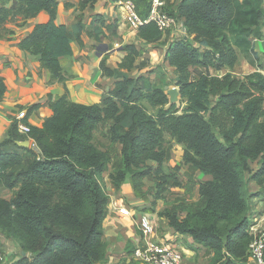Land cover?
<instances>
[{"label": "trees", "instance_id": "1", "mask_svg": "<svg viewBox=\"0 0 264 264\" xmlns=\"http://www.w3.org/2000/svg\"><path fill=\"white\" fill-rule=\"evenodd\" d=\"M15 1L16 10L0 8V26L10 17L29 20L46 12L49 20L35 25L19 49L38 57L52 82L65 83L60 60L72 55V35L56 21L59 0ZM134 2L140 16H147L150 1L143 12L145 0ZM263 5L264 0H181L168 11L184 23L186 37H193L170 45L165 58V64L175 69V85L185 104L182 111L170 106L161 87L137 89L138 81L123 71L134 68L141 52L126 45L119 70L108 69L105 60L101 63L103 75L117 80L101 104L80 105L64 96L42 127H31L26 136L15 124L11 127L8 139L0 144V189L14 194L9 200L0 194V232L31 255L18 264L106 260L102 224L109 196L103 175L109 158L94 138L103 121L112 122L111 141L122 145L121 161L110 175L115 187L122 186L128 175L136 195V178L149 176L158 198L178 187L179 181L161 170L167 159L161 148L166 137L171 138L183 147L184 162L213 180L200 184V209L190 210L183 219L166 213L170 226L212 250L211 264L247 260L254 240L249 219L255 198L248 192L247 175L264 189V75L237 79L230 73L223 77L206 73L193 79L191 68L233 69L238 61L235 47L246 49L253 39L264 37ZM138 37L154 43L163 34L151 23L139 29ZM6 91L0 78V99ZM145 103L156 113L150 114ZM26 140L34 142L36 151L15 144ZM148 160L158 167H144ZM255 162L258 170L252 168Z\"/></svg>", "mask_w": 264, "mask_h": 264}, {"label": "crops", "instance_id": "2", "mask_svg": "<svg viewBox=\"0 0 264 264\" xmlns=\"http://www.w3.org/2000/svg\"><path fill=\"white\" fill-rule=\"evenodd\" d=\"M84 1L59 0L56 21L67 26L72 35V55L60 60L66 78L65 83L52 82L50 72L38 63L39 58L19 49V42L32 32L35 25L49 20L46 12L29 20H23L20 16L10 17L0 26V78L4 81L7 90L0 99V144L8 139L16 115L20 111L28 113L26 123L29 126L40 128L52 117L53 105L61 97L66 96L69 101L80 105L101 104L103 97L109 95L117 82L114 77L103 75L101 63L105 60L108 69L119 70L120 62L126 57L124 46L134 45L141 52L134 68L130 72L123 71L137 80L147 74L153 66L165 64L170 45L181 38L193 41V37H185L178 31H172L163 35L159 42L148 43L141 40L138 31L131 30L125 22L123 13L118 7V3L125 0H90L88 4H82ZM180 1L172 0L171 10H175ZM2 7L16 10L18 3L15 0H0V8ZM143 9L144 5L140 6L141 12ZM104 47L107 49L104 50ZM235 50L238 61L231 70L192 67L191 71H196L197 75L210 73L212 76L214 75L212 71L216 70L219 73L214 75L216 77L230 73L237 79L254 73L264 75V37L253 39L246 49L235 47ZM112 125V122L108 124L107 135ZM97 131L98 129L94 135H99ZM29 148L36 151L32 140ZM117 149L116 158H119L122 145L117 144ZM151 163L156 162L151 161ZM254 166L256 168H253ZM259 166V162H255L252 168L258 170ZM111 172L112 168L109 166L103 175L109 196L102 224L103 239L107 245L106 260L103 264H140L131 256V252L140 241L138 222L131 217L121 215L111 206V201H118L135 214L153 215L160 222V226L161 224L163 226L164 231L160 236L166 235L183 247L185 252L183 264H211L214 255L212 250L196 243L189 235L177 233L172 229L167 218L149 210L148 204L136 195L129 175L122 186L115 187L110 180ZM198 173L205 182L213 180L210 175H204L199 171ZM250 178L251 175L248 174V192L255 196L252 199V212L254 213L256 209L258 213L254 226L264 230V189L262 191V188ZM259 193L261 195L258 197ZM0 194L8 200L13 195L6 189H0ZM0 242L4 247V261L1 264H18L23 257H31L28 253L24 256V251L18 243L2 232H0ZM247 264H252L249 256Z\"/></svg>", "mask_w": 264, "mask_h": 264}, {"label": "rangeland", "instance_id": "3", "mask_svg": "<svg viewBox=\"0 0 264 264\" xmlns=\"http://www.w3.org/2000/svg\"><path fill=\"white\" fill-rule=\"evenodd\" d=\"M149 1L150 0H145L144 8L149 7ZM171 1L172 0H167V8L169 12L172 11L171 8L173 7ZM194 72L197 73L196 71ZM208 74L210 75V73ZM212 74L218 75L219 73H217L216 70H213ZM175 79V69L173 70L165 64H158L156 66H153L149 70V72L142 78L137 79V89L144 90L146 85H149L151 87H161L165 90V93L168 96V92L174 87H177L175 85ZM145 106L150 114L156 113V111L152 110L147 105V103H145ZM176 106L178 109H180V111H182V109L185 107V104H182L181 97L179 98ZM109 123L110 122L106 121L101 122L97 127V133L99 132V135H94V138L99 149L101 148L102 151L106 152V154L108 155V168L109 166L112 168L111 174H113L116 170L117 164L121 161L122 153L119 158H116V153L118 152L117 144L111 141L110 132L107 131L109 135H107L106 133V129L108 128ZM161 150L167 154V159L162 164L161 170L165 175L174 176V178L179 181V186L168 188L167 192L163 194L164 197L158 198L156 196V186L149 176L136 178L135 181L139 184L137 189V196L146 204H148L149 210L159 213L160 216L165 215L164 217L167 218L166 213L170 212L176 213L178 215V218L182 219L190 210H198L203 206V200H201L198 192L200 184L205 181L201 178L197 170H195L191 165H187L184 162V151L181 145L173 141L171 138L166 137V143L162 146ZM146 166L157 168V164L151 163L150 160L146 162L144 167ZM253 168L256 167L254 166ZM143 169L145 168H141V170ZM10 193L14 194L13 192ZM259 195H261V193L258 194V197ZM257 215L258 213L255 209L254 213L252 212L249 219V232L251 231V225L254 226ZM163 231V226L161 224L159 234L163 233ZM207 249L210 250L209 248ZM248 256L250 259V255ZM233 264H247V260L234 262Z\"/></svg>", "mask_w": 264, "mask_h": 264}, {"label": "built area", "instance_id": "4", "mask_svg": "<svg viewBox=\"0 0 264 264\" xmlns=\"http://www.w3.org/2000/svg\"><path fill=\"white\" fill-rule=\"evenodd\" d=\"M118 7L123 13L125 22L133 31H139L141 27L154 23L163 35L178 31L183 36H187L184 23L168 13L167 0H150V8L144 18L138 13L133 0L119 2ZM192 73V78L197 79L198 75ZM27 116L26 111H20L17 113L14 122L18 133L23 136L28 135L31 130V126L26 123ZM111 206L121 215L131 217L138 222L140 241L131 253L134 261L140 264H183L185 259L183 247L178 242L170 240L166 235L160 236V222L153 215L135 214L118 201H111ZM250 230L254 236L249 248L250 260L252 264H264V230H259L253 225H251ZM3 261L4 249L0 242V264Z\"/></svg>", "mask_w": 264, "mask_h": 264}, {"label": "water", "instance_id": "5", "mask_svg": "<svg viewBox=\"0 0 264 264\" xmlns=\"http://www.w3.org/2000/svg\"><path fill=\"white\" fill-rule=\"evenodd\" d=\"M187 39V38H186ZM101 48V47H100ZM107 48L104 47V50H106ZM168 96L170 97V106L172 105H177V102L179 100V98L181 97L180 96V93H179V90L177 87H174L173 89H171L169 92H168ZM15 144L18 146V147H21V148H29L30 147V140H26V141H17L15 142ZM23 255L25 256L26 253L23 252Z\"/></svg>", "mask_w": 264, "mask_h": 264}]
</instances>
